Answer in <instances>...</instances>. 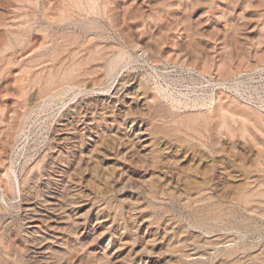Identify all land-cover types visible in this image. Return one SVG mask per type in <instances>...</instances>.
<instances>
[{"label": "rangeland", "instance_id": "obj_1", "mask_svg": "<svg viewBox=\"0 0 264 264\" xmlns=\"http://www.w3.org/2000/svg\"><path fill=\"white\" fill-rule=\"evenodd\" d=\"M0 264H264V0H0Z\"/></svg>", "mask_w": 264, "mask_h": 264}, {"label": "built area", "instance_id": "obj_2", "mask_svg": "<svg viewBox=\"0 0 264 264\" xmlns=\"http://www.w3.org/2000/svg\"><path fill=\"white\" fill-rule=\"evenodd\" d=\"M255 77L253 74H246V75H239V76H235L231 81L232 84H237V85H240V84H244V83H247L246 80H250L254 83L255 80ZM255 87V86H254ZM237 96H239L240 98H244V100H250V101H253L254 98L256 97L253 92H250L248 94H245L240 91H235Z\"/></svg>", "mask_w": 264, "mask_h": 264}]
</instances>
